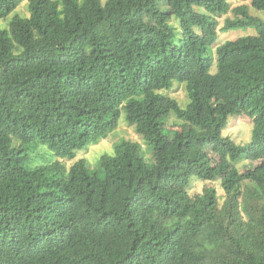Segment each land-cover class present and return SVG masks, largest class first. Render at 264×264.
Here are the masks:
<instances>
[{
    "label": "trees",
    "instance_id": "obj_1",
    "mask_svg": "<svg viewBox=\"0 0 264 264\" xmlns=\"http://www.w3.org/2000/svg\"><path fill=\"white\" fill-rule=\"evenodd\" d=\"M21 1L0 0V264H264V19L243 4L219 27L229 0H25L28 15ZM240 28L254 33L216 44ZM174 81L184 108L161 92ZM122 112L152 163L125 139L103 177L62 163ZM241 114L245 145L222 134ZM193 177L219 179L223 204L212 187L189 196Z\"/></svg>",
    "mask_w": 264,
    "mask_h": 264
},
{
    "label": "rangeland",
    "instance_id": "obj_2",
    "mask_svg": "<svg viewBox=\"0 0 264 264\" xmlns=\"http://www.w3.org/2000/svg\"><path fill=\"white\" fill-rule=\"evenodd\" d=\"M104 2V0H102ZM230 2V8L229 11L218 17L219 21V27H221L224 23L225 18L229 17L232 18L234 16L232 8L239 6V5H247L248 6V12L254 16H258L260 18L264 19V11L258 10L251 6L250 0H229ZM198 11L205 12L204 8L197 7ZM16 12L21 15H28V9L27 4L25 0H22L19 6L16 9ZM13 14V13H12ZM12 14L9 15L8 19L12 16ZM8 21V20H7ZM169 23L175 27V31L178 34L179 31V19L176 15L172 14L170 16ZM0 26L5 27L6 21H0ZM254 33V29L247 28V29H231L226 32L219 31L218 38L216 41V44H219L225 40L228 39H234L239 36ZM215 46V45H214ZM211 73H214L216 71V65L213 64L211 67ZM163 94H166L172 98H174L178 104L184 108L189 102V97L186 89V85L184 82L174 81L172 86L169 89L161 90ZM179 124V120L174 116L171 115V117L167 121V126L169 128L177 129ZM251 128H252V121L249 117L245 116L244 114L241 115H233L228 118L227 125L223 129L222 134L224 136H229L232 138L237 144L245 145L250 141L251 136ZM130 140L134 141L140 144L141 146V152L144 160L147 163L153 162V156H152V147L147 144L142 136L136 132L134 127L132 125H129L127 121L125 120L124 112H122L117 127L111 131L107 137L100 139L96 143H90L88 144L84 149L77 151L75 153V157L73 159L70 158H64L62 159V163L67 166H70L73 164L76 160L82 158L85 160L89 170L98 172V175L100 177H103V173L99 168V158L103 154H112L114 152V146L121 140ZM46 149L45 152H43V149ZM40 150H42V155L37 156L33 158L32 163H38L42 160H49L51 151L46 145H42L39 147ZM34 155V153H33ZM33 157V156H32ZM214 159H212L213 161ZM254 163H244V162H238L235 165L238 167L240 171H243L246 167H250L251 165H255ZM212 187L216 190L218 204H223L226 195L223 191V189L220 186V180H199L195 177L192 178L190 184L186 187V191L189 196H195L196 194H200L205 188Z\"/></svg>",
    "mask_w": 264,
    "mask_h": 264
}]
</instances>
